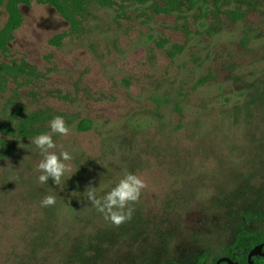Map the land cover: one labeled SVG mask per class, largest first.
I'll use <instances>...</instances> for the list:
<instances>
[{
    "label": "rangeland",
    "instance_id": "rangeland-1",
    "mask_svg": "<svg viewBox=\"0 0 264 264\" xmlns=\"http://www.w3.org/2000/svg\"><path fill=\"white\" fill-rule=\"evenodd\" d=\"M200 5L97 9L77 32L50 5H21L0 70L24 73L0 91V123L20 108L42 113L50 132L63 117L71 135L53 140L72 160L57 186L38 183L31 141L0 159V264H190L241 230L264 232V0ZM7 18L3 7L0 31ZM128 173L147 187L120 232L34 241L40 209H96L86 188L102 197ZM45 195L56 204L41 207Z\"/></svg>",
    "mask_w": 264,
    "mask_h": 264
},
{
    "label": "trees",
    "instance_id": "trees-1",
    "mask_svg": "<svg viewBox=\"0 0 264 264\" xmlns=\"http://www.w3.org/2000/svg\"><path fill=\"white\" fill-rule=\"evenodd\" d=\"M33 2L52 6L67 21L71 31L77 32L92 14V11L97 9H112L114 7L122 9L126 4H138L154 13L170 15L179 12L186 4L189 5V8L203 10L200 3L205 4L206 0H0V9L4 7L8 16L4 28L0 31V50L2 52L9 51V44L14 39V33L23 25L21 5L30 6ZM65 37L66 34L58 35L51 40V43H60ZM177 51H180L179 48ZM170 54L175 56L174 52ZM16 73H24L23 67L2 66L0 91L4 89L7 77L11 76L15 79ZM23 115H25L23 111L18 108L7 121L0 123V132L3 135L0 141V159L8 157L23 142L30 141L35 136L49 131L46 126L48 118L44 117L42 113ZM78 130L81 132L91 130V124L83 121L79 124ZM96 212V209H40L39 215L44 219L36 226L38 231L36 238L41 242L33 240L40 244V247L47 245L48 241L57 245L70 243L77 246L81 245L83 239L88 237H91L94 242L101 236L109 238L115 232H120L118 227L103 220L101 213L98 215ZM262 243H264V232L241 230L231 245L221 253L211 249L204 250L190 264H215L221 257H229L237 264H249V253ZM253 262L254 264H264V257H254ZM165 264L171 263L165 262ZM173 264L178 263L174 262Z\"/></svg>",
    "mask_w": 264,
    "mask_h": 264
},
{
    "label": "clouds",
    "instance_id": "clouds-1",
    "mask_svg": "<svg viewBox=\"0 0 264 264\" xmlns=\"http://www.w3.org/2000/svg\"><path fill=\"white\" fill-rule=\"evenodd\" d=\"M49 127L50 132L37 135L30 141L31 145H34L42 156L36 167V171L41 173L38 176V183L43 185L51 179L58 186L62 183L65 173L70 171L69 165L65 162L71 161L72 156L64 150L57 153V144L53 140V135L67 138L71 135V129L60 116L53 118ZM23 147L25 146L23 145ZM27 158L28 156L24 160ZM146 187L143 178L137 174L128 173L102 197H98L97 188L91 186L86 188L83 195L99 213L103 214L105 220L116 227H120L132 219L134 208L131 205L140 201L142 192ZM40 204L41 207H52L56 204V197L45 195Z\"/></svg>",
    "mask_w": 264,
    "mask_h": 264
},
{
    "label": "water",
    "instance_id": "water-1",
    "mask_svg": "<svg viewBox=\"0 0 264 264\" xmlns=\"http://www.w3.org/2000/svg\"><path fill=\"white\" fill-rule=\"evenodd\" d=\"M254 257H264V243L256 246L248 255V262L249 264H254L253 262V258ZM223 263H227V264H237L235 262L232 261L231 258L229 257H221L219 258L215 264H223Z\"/></svg>",
    "mask_w": 264,
    "mask_h": 264
}]
</instances>
